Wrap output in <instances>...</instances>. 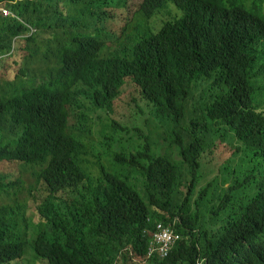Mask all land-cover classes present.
Instances as JSON below:
<instances>
[{"label":"trees","instance_id":"trees-1","mask_svg":"<svg viewBox=\"0 0 264 264\" xmlns=\"http://www.w3.org/2000/svg\"><path fill=\"white\" fill-rule=\"evenodd\" d=\"M130 2L0 0V82L36 83L0 84V264H264V0H143L124 30Z\"/></svg>","mask_w":264,"mask_h":264},{"label":"rangeland","instance_id":"rangeland-1","mask_svg":"<svg viewBox=\"0 0 264 264\" xmlns=\"http://www.w3.org/2000/svg\"><path fill=\"white\" fill-rule=\"evenodd\" d=\"M143 2V0H131V8H130V13L128 16L123 15V18H121L120 21H118L116 23V26L118 28H122L125 24V22L130 21L131 17L133 16V14H135L136 10L139 8L140 4ZM8 12V11H7ZM45 31V30H44ZM47 32V31H46ZM87 33L92 34L93 31L92 30H88ZM41 36H46V38H40V39H44V41H46L48 39V33H41ZM44 41H37V42H32L29 43L27 41L23 42L24 45V49H26V51H33L34 49H36V47L40 44L44 45ZM51 53H48L49 60L47 57H44L45 54L42 52H39V54L36 52L35 53V62L36 63H30L33 65H37L38 67H46L47 65H49L50 63H53L54 61V56H57L59 53V50L55 47H53L52 49H50ZM2 58V57H0ZM3 59V58H2ZM31 60H27V62H30ZM52 61V62H51ZM10 62V61H9ZM26 70L29 71H33L34 70V66L32 65H26ZM27 82V83H31L35 84V80H33V76L29 75V76H20V78L18 77L15 81H14V77H7L3 82H0L1 86H3L4 84L8 83V82H13L15 86H18L20 84V82ZM94 117L99 121L98 123V128L96 131V141L101 138V135L104 131V129L107 127V130L110 131L111 133L114 134V130L110 128V121L109 118L105 115V114H93ZM135 139H139L138 136L135 137ZM235 151V148L233 146L227 145V144H223L222 142H219V150L217 153L214 154H210L208 156V168L210 170H212L214 172L213 175L211 177V181L215 179V177H217V175L219 174V168L225 164L228 159L231 157L232 152ZM3 165H1L2 167ZM112 167L114 168V165H112ZM18 176L23 178V179H28L29 178V174L26 172L25 168L22 167L21 165H16L15 166ZM4 171V169H0V172ZM16 171L10 167L9 168V176H7V178L10 177L11 174H15ZM202 186H205V184H202ZM201 187V186H200ZM202 188V187H201ZM1 190V189H0ZM20 198H24L23 196H19ZM7 200L3 199V197L0 194V205L6 204ZM28 254H27V260L31 258V255L33 256V250L31 247L27 248Z\"/></svg>","mask_w":264,"mask_h":264},{"label":"built area","instance_id":"built-area-1","mask_svg":"<svg viewBox=\"0 0 264 264\" xmlns=\"http://www.w3.org/2000/svg\"><path fill=\"white\" fill-rule=\"evenodd\" d=\"M6 13L8 12L6 11ZM180 239V236H177L176 232H174L172 225L158 224L148 249L149 259L153 257H158L162 260L170 258Z\"/></svg>","mask_w":264,"mask_h":264},{"label":"clouds","instance_id":"clouds-1","mask_svg":"<svg viewBox=\"0 0 264 264\" xmlns=\"http://www.w3.org/2000/svg\"><path fill=\"white\" fill-rule=\"evenodd\" d=\"M4 5H5V3L0 4V13H3L4 16H7V15L10 14V12H9L7 9H5ZM6 11H8V13H6ZM112 14H113V13H111V15H112ZM76 19H77V18H76ZM90 20H91V19L88 18V19H87V23H90ZM75 23H76V20H75ZM61 25H63V23H61ZM126 27H127V25L125 24V25L122 27V29L125 30ZM29 28H30V31H31L33 34H37L38 31H39V29L36 28V27H34L33 24H32V25H29ZM43 30L49 32V29H43ZM61 31H64V28H63V27H61V29H59V30H53L54 34L57 35V36L59 35V33H60ZM22 37H23V35L20 36V37H18V38H22ZM63 37H64L63 35L60 36V37H58V38H51L50 36H48V39L45 41L44 45H46V48H50V49H52L53 47H55V48H57V49L60 51L61 45H60L59 43L61 42V40H62ZM56 39H59V40L57 41ZM43 41H44V40H43ZM58 44H59V45H58ZM16 45H17V40L14 42V45H13L14 49L16 48ZM14 49H13L11 52L14 53ZM9 53H10V52H9ZM9 53H5V54H4L3 56H1V57L4 58V57L7 56ZM28 57L31 58L30 53L28 54ZM2 58H0V60H2ZM32 66H34V69H36V70L39 69V67H38L36 64H35V65L32 64ZM1 134H3V132H0V135H1ZM1 184H2V183H1ZM1 184H0V185H1Z\"/></svg>","mask_w":264,"mask_h":264}]
</instances>
